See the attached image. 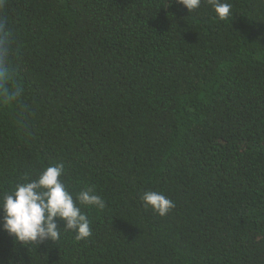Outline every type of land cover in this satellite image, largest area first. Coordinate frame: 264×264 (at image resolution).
<instances>
[{"label": "trees", "instance_id": "obj_1", "mask_svg": "<svg viewBox=\"0 0 264 264\" xmlns=\"http://www.w3.org/2000/svg\"><path fill=\"white\" fill-rule=\"evenodd\" d=\"M222 2L0 0V199L62 164L106 205L87 240L0 226V264H264V0Z\"/></svg>", "mask_w": 264, "mask_h": 264}, {"label": "clouds", "instance_id": "obj_2", "mask_svg": "<svg viewBox=\"0 0 264 264\" xmlns=\"http://www.w3.org/2000/svg\"><path fill=\"white\" fill-rule=\"evenodd\" d=\"M189 13L201 6L202 0H178ZM217 17L227 19L231 4L222 0H209ZM9 78L6 49L0 48V94L6 100L14 98L4 82ZM18 94V93H16ZM64 166L51 165L43 169L36 179H25L17 183L14 190L6 192L0 199V226L14 241L27 248L47 241L58 242L61 228L57 221L64 223L63 229L73 231L76 239L87 240L92 235L90 221L82 206L103 210L106 205L93 188L80 190L75 197L62 182ZM143 203L159 216H166L175 205L159 191H146L141 197ZM9 264H16L10 261ZM18 264H24L21 259Z\"/></svg>", "mask_w": 264, "mask_h": 264}]
</instances>
